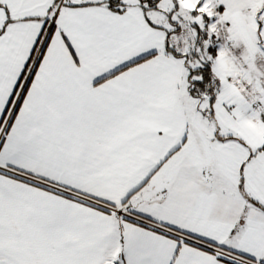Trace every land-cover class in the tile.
Listing matches in <instances>:
<instances>
[{"label":"snow or ice","instance_id":"snow-or-ice-1","mask_svg":"<svg viewBox=\"0 0 264 264\" xmlns=\"http://www.w3.org/2000/svg\"><path fill=\"white\" fill-rule=\"evenodd\" d=\"M0 264H264V0H0Z\"/></svg>","mask_w":264,"mask_h":264}]
</instances>
